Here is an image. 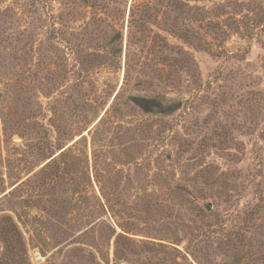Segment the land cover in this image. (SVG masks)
<instances>
[{"label": "rangeland", "instance_id": "1", "mask_svg": "<svg viewBox=\"0 0 264 264\" xmlns=\"http://www.w3.org/2000/svg\"><path fill=\"white\" fill-rule=\"evenodd\" d=\"M0 264H264V0H0Z\"/></svg>", "mask_w": 264, "mask_h": 264}]
</instances>
